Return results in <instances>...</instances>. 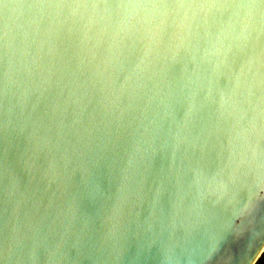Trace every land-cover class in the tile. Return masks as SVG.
<instances>
[{"label":"water","instance_id":"obj_1","mask_svg":"<svg viewBox=\"0 0 264 264\" xmlns=\"http://www.w3.org/2000/svg\"><path fill=\"white\" fill-rule=\"evenodd\" d=\"M264 0H0V264H256Z\"/></svg>","mask_w":264,"mask_h":264},{"label":"built area","instance_id":"obj_2","mask_svg":"<svg viewBox=\"0 0 264 264\" xmlns=\"http://www.w3.org/2000/svg\"><path fill=\"white\" fill-rule=\"evenodd\" d=\"M260 261V262H259ZM259 264H264V251L263 253L261 254L260 258L258 259L257 261Z\"/></svg>","mask_w":264,"mask_h":264},{"label":"trees","instance_id":"obj_3","mask_svg":"<svg viewBox=\"0 0 264 264\" xmlns=\"http://www.w3.org/2000/svg\"><path fill=\"white\" fill-rule=\"evenodd\" d=\"M260 262V261H259ZM256 264H259L258 262Z\"/></svg>","mask_w":264,"mask_h":264}]
</instances>
